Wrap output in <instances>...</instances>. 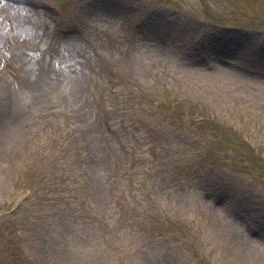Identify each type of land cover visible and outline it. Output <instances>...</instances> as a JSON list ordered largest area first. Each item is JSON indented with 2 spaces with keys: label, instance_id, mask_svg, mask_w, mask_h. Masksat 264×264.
<instances>
[{
  "label": "rangeland",
  "instance_id": "obj_1",
  "mask_svg": "<svg viewBox=\"0 0 264 264\" xmlns=\"http://www.w3.org/2000/svg\"><path fill=\"white\" fill-rule=\"evenodd\" d=\"M0 264H264V0H0Z\"/></svg>",
  "mask_w": 264,
  "mask_h": 264
}]
</instances>
